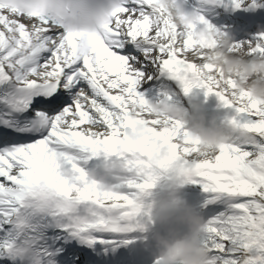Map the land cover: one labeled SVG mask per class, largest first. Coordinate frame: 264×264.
Returning <instances> with one entry per match:
<instances>
[{"label":"snow or ice","instance_id":"snow-or-ice-1","mask_svg":"<svg viewBox=\"0 0 264 264\" xmlns=\"http://www.w3.org/2000/svg\"><path fill=\"white\" fill-rule=\"evenodd\" d=\"M184 3L186 25L158 0H0V264H153L154 189L185 173L204 193L209 264H264V102L206 55L225 40L264 55V0ZM172 81L215 94L233 138L203 151L154 115L145 91Z\"/></svg>","mask_w":264,"mask_h":264},{"label":"clouds","instance_id":"clouds-1","mask_svg":"<svg viewBox=\"0 0 264 264\" xmlns=\"http://www.w3.org/2000/svg\"><path fill=\"white\" fill-rule=\"evenodd\" d=\"M157 6L169 12L180 25L195 19L194 14L187 12L184 0H158ZM211 35L207 30H201L198 38H211ZM229 47L230 40H225L221 48L206 54L208 61L220 65L232 75L240 90L264 102V55L248 57L247 52H242L240 56H233L226 50ZM147 107L160 118L179 121L188 138L199 142L203 151H213L236 134L234 128L220 123L215 116L209 120L202 102H193L189 108L167 98L149 99ZM142 131L143 126H138L129 135L136 138ZM108 175L103 167L91 172V176L102 185L108 184ZM187 175L161 179L154 189L151 226L141 240L142 247L150 252L153 264H209V253L202 243L205 216L199 204L182 195L188 184Z\"/></svg>","mask_w":264,"mask_h":264},{"label":"bare ground","instance_id":"bare-ground-1","mask_svg":"<svg viewBox=\"0 0 264 264\" xmlns=\"http://www.w3.org/2000/svg\"><path fill=\"white\" fill-rule=\"evenodd\" d=\"M222 108H224L222 106ZM220 123L224 124V121H220ZM182 195L187 199V195H194L195 199L193 200L195 203H198L203 200L204 193L202 191V186L199 184H187L182 190ZM199 204V203H198Z\"/></svg>","mask_w":264,"mask_h":264},{"label":"rangeland","instance_id":"rangeland-1","mask_svg":"<svg viewBox=\"0 0 264 264\" xmlns=\"http://www.w3.org/2000/svg\"><path fill=\"white\" fill-rule=\"evenodd\" d=\"M187 199H188L189 201L194 202L193 200L195 199V197H194V195H193V196H192V195H187Z\"/></svg>","mask_w":264,"mask_h":264}]
</instances>
